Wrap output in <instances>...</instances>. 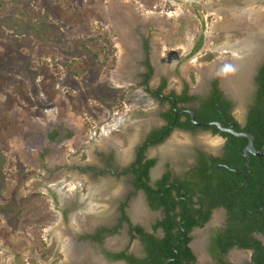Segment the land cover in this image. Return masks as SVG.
<instances>
[{
  "label": "rangeland",
  "instance_id": "rangeland-1",
  "mask_svg": "<svg viewBox=\"0 0 264 264\" xmlns=\"http://www.w3.org/2000/svg\"><path fill=\"white\" fill-rule=\"evenodd\" d=\"M248 10L264 20V0H0V264H33L41 235L58 252L65 223L80 230L99 210L114 211L129 188L99 176L110 152L103 147L130 152L159 111L128 76L153 55L167 90L187 83L201 96L211 71L235 60L220 49L260 26L238 18ZM258 35L254 45L263 47ZM231 74V88L246 85ZM234 110L241 119V106ZM184 142L173 134L155 152Z\"/></svg>",
  "mask_w": 264,
  "mask_h": 264
},
{
  "label": "flooded vegetation",
  "instance_id": "flooded-vegetation-1",
  "mask_svg": "<svg viewBox=\"0 0 264 264\" xmlns=\"http://www.w3.org/2000/svg\"><path fill=\"white\" fill-rule=\"evenodd\" d=\"M258 34L254 31L242 40L249 39L254 44ZM255 47L248 57L262 52L263 47ZM152 56L146 57L144 72L132 73L128 78L134 79V87L157 103L158 120L153 126L146 124L148 129L128 153L122 152L120 146L103 147L110 152L105 154V166L98 173L113 179L112 188L129 190L121 192L114 211L105 215L108 211L99 210L90 226L71 230L65 223L66 231L59 233L58 239L63 245L59 244L58 252H55V240L45 238L44 242L41 235L49 254L44 258L36 252L33 264H150L147 249L150 236L155 241H169L170 252L159 257H164L162 264H199L193 248L198 242L206 264H264V179L255 188L250 176L251 157L260 163L264 157L250 155L247 167L244 149L248 139L223 133L214 125H195V122L218 123L225 130L250 134L255 149L260 151L257 145L262 141L245 128L254 109H264V99L260 98L264 86V55L249 68L247 85L238 96L233 95L236 91L218 71L212 72L201 96L190 94L187 83L178 92L167 90L166 79L155 73ZM134 59H138L137 49ZM236 106L243 109L241 119L235 116ZM173 134L183 136L189 143L174 144V150L165 155L155 152ZM222 134L237 138L244 146L237 154L229 155L230 138ZM262 146L263 149L264 143ZM228 156L230 165L225 162ZM123 161L128 163L119 170ZM146 166V176L141 177ZM158 189L160 192H154ZM53 197L52 194L51 203ZM137 198L145 209L144 215L133 212ZM168 203L174 207L171 209ZM253 207L256 209L250 210ZM165 225H171V238L167 237ZM65 252L69 254L66 256ZM234 254H239L240 259L234 260Z\"/></svg>",
  "mask_w": 264,
  "mask_h": 264
},
{
  "label": "trees",
  "instance_id": "trees-1",
  "mask_svg": "<svg viewBox=\"0 0 264 264\" xmlns=\"http://www.w3.org/2000/svg\"><path fill=\"white\" fill-rule=\"evenodd\" d=\"M202 45V37H200V39L198 40V42L196 43L195 47L193 48V50L191 51L190 55H195L201 48ZM214 57V55L212 54H208L206 55L204 61L209 62L212 58ZM262 94L260 95V98L264 99V86L262 87ZM208 106H212L211 103L208 104ZM170 118H172V116L170 115ZM245 130L249 133H251L252 135H254V137L257 139L259 138L262 142L258 143L257 145V149L258 150H262V145L264 143V109L262 108H258V109H254V111L251 113L250 119L248 121V124L245 128ZM217 131V130H216ZM225 137H229V142L227 145V152L229 153V155H231V153H235L237 154V152H239V149H241L244 146V143L239 141L237 138L230 136L228 134H222ZM256 158L251 157V185L255 188H257L258 186H260L262 184V181L264 179V171H263V164H264V159L262 160V162L260 163L259 161L255 160ZM225 162L227 164L230 165V156H228L225 159ZM152 163V162H151ZM152 165V164H149ZM148 168V166H146V168L143 170V173H140V176H146V169ZM139 177V178H141ZM140 180V179H139ZM148 190V189H147ZM156 193L160 192V189H158L157 191H154ZM155 193V194H156ZM168 205H170L171 209L172 207H174L171 203H168ZM153 206V205H152ZM154 207V206H153ZM256 208L253 207L250 210H255ZM171 225H165L166 228V234L167 237L171 238L169 229H170ZM136 230L139 231V233H141V230H139L138 228H136ZM38 242L40 243V241L42 242V239L37 238ZM169 241H155L151 236L149 237V241H148V255H149V263L150 264H162L163 259H160V255L163 253H168L170 252V248L168 246ZM43 247L39 249L40 253L43 255V257L45 258L49 252L45 251V246L42 243H40ZM187 252V251H186ZM156 254V255H155ZM188 254V252H187ZM192 259V258H191Z\"/></svg>",
  "mask_w": 264,
  "mask_h": 264
},
{
  "label": "bare ground",
  "instance_id": "bare-ground-1",
  "mask_svg": "<svg viewBox=\"0 0 264 264\" xmlns=\"http://www.w3.org/2000/svg\"><path fill=\"white\" fill-rule=\"evenodd\" d=\"M258 15V16H257ZM237 16V15H236ZM239 17L238 18H240V20H243V21H245V20H247V19H250L252 22H254V21H257V23H259L260 24V26L258 27L257 26V24L256 25H254V26H252V28H247V31L249 32V33H252V31L254 30H256L257 28L258 29H263L264 28V20L263 19H260L259 17V13H258V11H252V12H250L249 10L247 11V12H241V13H239V15H238ZM262 37H264V34H260L259 33V35H258V37L260 38V39H262L261 38V36ZM248 36H250V35H248ZM121 38V37H120ZM249 38V37H248ZM258 38V39H259ZM251 39V38H250ZM255 45L252 43V41H250L249 39H247V40H242V41H239L238 43H236L235 45H228V46H224V47H222L221 49H220V51L222 52V53H226V52H228V53H232L233 54V56H234V58H235V60H233V63H230V62H228V64L227 63H225L224 65L223 64H221V68H222V73L225 75V76H227V78H226V82H227V84L229 85V86H232L233 85V76H232V74H231V72H233V74L234 73H236L237 74V76H239L242 80H243V82H244V85L246 84L247 85V79H248V76H249V66L247 67V65H244L243 64V66H242V64L240 63V61H242V59H244L247 55H250V53H253L254 51H255ZM257 49V48H256ZM263 50H264V46H263V48H262V52H263ZM247 58V57H246ZM240 63V64H239ZM232 70V71H231ZM213 71H215V69H213L211 72H213ZM227 71H229L230 72V74H228L227 75ZM239 77H238V79H239ZM236 83V82H235ZM240 84V83H239ZM245 85V86H246ZM235 86H236V84H235ZM245 86L243 87L242 86V84H240V88H237V87H232L233 89H235V91L237 92L236 94H238L239 93V90L243 87V88H245ZM135 206H136V208H135V210L138 212V213H140V214H142V215H144V210L142 209V206H141V202L138 200V201H136L135 202ZM146 214V213H145ZM201 241V240H200ZM201 243L200 242H198V243H195V244H193V248H194V251H195V253H197V255H198V261H199V264H206L205 262V259L204 258H202V253H200L201 252ZM69 252V251H68ZM69 253H67L66 255H68ZM233 259L234 260H239L240 259V255L239 254H234V256H233Z\"/></svg>",
  "mask_w": 264,
  "mask_h": 264
},
{
  "label": "water",
  "instance_id": "water-1",
  "mask_svg": "<svg viewBox=\"0 0 264 264\" xmlns=\"http://www.w3.org/2000/svg\"><path fill=\"white\" fill-rule=\"evenodd\" d=\"M262 55H264V51L261 52L260 54H255L253 55V58L251 60H249V68H253L255 66L256 63H259L261 60ZM257 56V57H256ZM252 57V56H251ZM260 58V59H259ZM242 89L239 90V94H241ZM194 121V119H193ZM196 126H202V127H210V126H216L219 128V130L223 133H229L234 135L235 137L238 138H246L248 139V144L246 146V148L244 149V154H245V158L247 160V167L249 166V160H250V155L256 156V157H264V148L260 151H257L254 147V138L250 135V134H246V133H237L233 130L230 129H223L222 125L218 124V123H209V124H200V123H196Z\"/></svg>",
  "mask_w": 264,
  "mask_h": 264
},
{
  "label": "built area",
  "instance_id": "built-area-1",
  "mask_svg": "<svg viewBox=\"0 0 264 264\" xmlns=\"http://www.w3.org/2000/svg\"><path fill=\"white\" fill-rule=\"evenodd\" d=\"M43 240H44V242H45V238H44Z\"/></svg>",
  "mask_w": 264,
  "mask_h": 264
}]
</instances>
